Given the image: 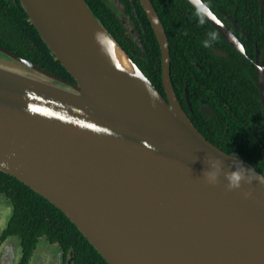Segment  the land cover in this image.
<instances>
[{"label":"water","instance_id":"water-1","mask_svg":"<svg viewBox=\"0 0 264 264\" xmlns=\"http://www.w3.org/2000/svg\"><path fill=\"white\" fill-rule=\"evenodd\" d=\"M19 1L74 82L0 45V58L35 73L0 61V170L59 208L108 264H264V174L208 140L183 109L151 0L139 3L159 45L164 95L85 0ZM234 170L243 178L229 188ZM38 242L27 264H62ZM18 254L0 264H18Z\"/></svg>","mask_w":264,"mask_h":264},{"label":"trees","instance_id":"trees-1","mask_svg":"<svg viewBox=\"0 0 264 264\" xmlns=\"http://www.w3.org/2000/svg\"><path fill=\"white\" fill-rule=\"evenodd\" d=\"M85 1L110 35L164 95L159 45L139 0H119L123 14L132 21L136 33L128 32L120 18L121 12L109 0ZM204 1L213 9V4L217 3L226 12L228 7L235 11L238 24L252 39L244 41L248 55L253 54V41L258 50L264 47V0L261 9L258 0ZM151 2L168 39L171 84L183 109L208 140L228 153L247 155L259 165L252 164L253 167L264 174V132L253 128L252 135L242 125L244 121L250 124L243 111L259 106L248 88L257 94L258 90L242 68L243 63H248L247 58L223 40L205 17L201 22L196 7L188 0ZM206 39L207 46L203 44ZM0 45L74 82L29 21L19 0H0ZM219 46L229 49L226 57L211 50ZM201 105L209 108L212 115L204 114ZM256 118L263 121L262 112ZM0 189L13 198L7 229L18 238L21 249L18 264H27L41 237L55 243L62 258L70 255L71 264H108L59 208L1 170Z\"/></svg>","mask_w":264,"mask_h":264},{"label":"flooded vegetation","instance_id":"flooded-vegetation-1","mask_svg":"<svg viewBox=\"0 0 264 264\" xmlns=\"http://www.w3.org/2000/svg\"><path fill=\"white\" fill-rule=\"evenodd\" d=\"M206 6L211 10V12L217 17V19H219L223 25H225L230 32L234 35L235 38H237L239 40V42L242 45V49H243V53L238 51L237 48H235L231 43H229L226 38H224V36L215 28L213 27L217 33L223 38V40H225L231 47H233L237 52H239L243 57L247 58L248 63H243V71L245 74L249 75L252 78L253 84L254 86L257 88V86L255 85V82L257 80V75H256V70H257V65L256 63L262 61L263 64V69H264V47L260 48V50H258L256 48V42L253 41V45H254V50H253V54L252 55H248L246 53L245 47H244V41H252L251 38H249L248 33L238 24L236 16H235V11H230V8H227V12L220 7V5L213 4L214 9L208 4L206 3L204 0H202ZM259 4V2H258ZM218 5V6H217ZM260 8V7H259ZM261 9V8H260ZM129 32V31H128ZM137 31L135 30L136 33ZM241 36H243V38H241ZM212 48L216 49L219 53L215 52ZM211 50L217 54L218 56H224L226 57L228 55V50L222 46L219 47H211ZM249 69H251V72H249ZM254 77V80H253ZM248 90L252 93L253 95V99H256L259 102V106H253V107H247L246 110H244L243 112H245V119L248 120L250 119V124L247 122H243V127H245L252 135H254L253 133V128L254 129H258L260 132H264V111H263V107H262V103L260 101V93H259V89L258 90V94L253 92L251 88H248ZM209 109V108H208ZM262 112L263 114V121L257 119L256 117L259 116V114ZM212 115V114H211ZM256 116V117H255ZM237 119H240L237 115H236ZM257 143L259 146H261V142L257 140ZM263 152H264V148H263ZM232 154H236L237 158L239 160H241L242 162H244L245 164H249L251 166H253L252 164H255V166H259L257 165L254 161H252L250 158H248L247 155H242L239 154L237 152H234ZM0 197L6 202V204H8L10 206V215L12 213V207H13V198L6 192V190L4 189H0ZM2 210H4V207H2ZM9 215V217H10ZM6 219L5 222V226L0 228V245L2 244V242L7 239V238H13L17 236L14 235L15 233H10L7 229V222L9 220ZM18 242V238L15 239ZM19 245V243H18ZM70 254V253H69ZM68 259H71V256L66 254L63 258H62V264H68L67 261ZM71 264V262H70Z\"/></svg>","mask_w":264,"mask_h":264},{"label":"rangeland","instance_id":"rangeland-1","mask_svg":"<svg viewBox=\"0 0 264 264\" xmlns=\"http://www.w3.org/2000/svg\"><path fill=\"white\" fill-rule=\"evenodd\" d=\"M109 1L113 4V6L117 9L118 12H121L120 18L122 19V22L124 23L127 30L130 33L135 32V28L132 24V21H130V19L128 18L127 15L123 14L122 7H121V4L119 3V0H109ZM133 37H135V36H133ZM0 61L5 62L6 65H9V66L20 67V68L28 71L32 75L35 74L30 69L16 63L15 61H13L9 58H0ZM2 207H4L5 211L2 210ZM10 211H11L10 206L8 204H6V202L0 197V228L5 226V222H6V219H8V217L10 215ZM15 239H17V238L16 237H14V239L13 238H7L2 242V244L0 245V261H4L6 263H11V261L13 260V257L15 255H19L18 254L19 245ZM41 243H45V245L48 246V249H47L48 256L53 257V256H57V253H60L57 245L55 243H53V244L49 243L48 241H46V239L44 237H41L39 239L38 245ZM42 250L43 249H41V248L36 250L38 252L36 254H39V252H44ZM42 259H43V257H41V260ZM45 263H46V261H45ZM47 263L51 264L49 261Z\"/></svg>","mask_w":264,"mask_h":264},{"label":"clouds","instance_id":"clouds-1","mask_svg":"<svg viewBox=\"0 0 264 264\" xmlns=\"http://www.w3.org/2000/svg\"><path fill=\"white\" fill-rule=\"evenodd\" d=\"M196 3V10L197 13L200 17V21L203 22L205 14H211L209 10L207 9L206 5L201 2V0H195ZM203 44L207 46L209 44L208 39L203 41ZM243 178V174L239 170H234L228 175V187L233 188V187H238L240 184L241 179ZM209 180L212 181L214 180V173L209 174ZM258 180L260 182H264V176H258ZM245 196L248 195V193H244Z\"/></svg>","mask_w":264,"mask_h":264}]
</instances>
